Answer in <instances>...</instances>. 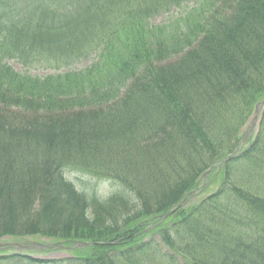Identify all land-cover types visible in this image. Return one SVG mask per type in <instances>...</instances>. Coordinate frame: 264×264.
I'll return each mask as SVG.
<instances>
[{
    "label": "trees",
    "instance_id": "16d2710c",
    "mask_svg": "<svg viewBox=\"0 0 264 264\" xmlns=\"http://www.w3.org/2000/svg\"><path fill=\"white\" fill-rule=\"evenodd\" d=\"M190 1L0 0V241L104 243L47 264H264V114L213 189L155 223L238 148L264 100V0H195L151 23ZM40 52L92 63L43 79L3 63ZM67 172L135 202L87 197ZM14 260L38 263L0 264Z\"/></svg>",
    "mask_w": 264,
    "mask_h": 264
},
{
    "label": "rangeland",
    "instance_id": "374dc122",
    "mask_svg": "<svg viewBox=\"0 0 264 264\" xmlns=\"http://www.w3.org/2000/svg\"><path fill=\"white\" fill-rule=\"evenodd\" d=\"M194 2H195V0L190 1V3L188 4L187 8H192ZM183 11H184V8L182 10L175 9V10H173V11L167 13V14H162L160 16L155 17L152 20L151 23L158 24V23H162V22H169V21L177 18V16L182 14ZM37 55L40 56L38 53H37ZM182 55L183 54L181 53L178 56L177 55L173 56L172 59H174V60H172L171 62H174L175 60H178L180 57H182ZM46 60L48 61L47 57H46ZM9 64L12 66V68H14L17 71L23 73L22 65L18 61L10 60ZM88 66L89 65L87 64V61L81 60V61H78V62H73L69 66V69L73 70V71H80V70H82V69H84V68H86ZM64 69H65L64 67H61L60 71L56 72L54 70H50L48 65H47V63L41 62V63H38L36 66L29 67L28 72H31L32 76L34 74H37V75H40V76H45V75H49V74H57V73H63V72L69 71V70H64ZM252 125H253V117L249 121V123L246 125L245 128L243 126V127H241L238 130V132L236 133V136L237 137L241 136V135L244 136L243 133H246L245 136L250 134L252 132V130H250ZM255 125L256 124H254V127H255ZM255 130H257V128ZM254 134H256V137H257V133L254 132ZM65 177H66L67 181L72 183V185L75 187V189L79 193H81V194H83V195H85L87 197L96 196L97 199L100 202H102V203L107 202L108 199H110L112 196H114L116 194H120L121 196L125 197L129 201L135 202V198H134V196L132 194H130V193L126 192V191H123L119 186H117L116 184H114L112 182H98V180L90 179L88 177H85V176H82V175H79V174H75V173H70V172L65 173ZM203 185L204 184H200L199 183L198 186H199V188H202ZM212 189H213V187L209 185V186L206 187L207 191H205V192L211 191ZM200 195L201 194H199V193L197 195H195V197L189 203L194 202L196 200V198L198 196H200ZM190 199L191 198H189V200ZM88 213H90V211ZM145 220H147V219H144V220H142V221H140L138 223L140 227H142L145 224L146 225L148 224V222L145 221ZM161 223H163V222H161ZM148 228H149V225H148ZM31 240H33V241H43V239H41V238H32ZM10 253H8V252H2L1 253L0 252V257L3 258L4 256H6V257L13 256V255H10ZM31 256H32V258L34 260H36L38 262L37 264H43V263L45 264V262H47V261H50V262H52V261H61V260L63 261V260L71 258L72 255H71V253H68L66 251H53V252H49V253L37 252V253H35V255H31ZM14 261L17 264L19 262V260H14ZM14 261H4V264H15ZM22 264H28V261H23Z\"/></svg>",
    "mask_w": 264,
    "mask_h": 264
},
{
    "label": "water",
    "instance_id": "95a60500",
    "mask_svg": "<svg viewBox=\"0 0 264 264\" xmlns=\"http://www.w3.org/2000/svg\"><path fill=\"white\" fill-rule=\"evenodd\" d=\"M263 107H264V102H262L261 104H259V105L256 107L255 115H254V119H253V125L251 126L250 130L253 129L254 124L258 121L259 114H260V112H261V110H262ZM231 158H232V155H230V156H228L227 158H225L223 162H225V161H227V160H229V159H231ZM169 215H170V214H168V215H164V216L162 217L161 220H164V219H165L167 216H169ZM77 246H78V245H77ZM79 246H80V245H79ZM60 248H62V249H68V248H64V247H60Z\"/></svg>",
    "mask_w": 264,
    "mask_h": 264
}]
</instances>
